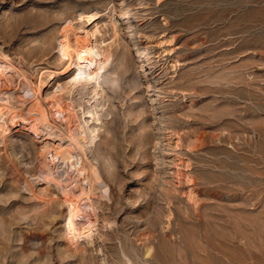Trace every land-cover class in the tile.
I'll list each match as a JSON object with an SVG mask.
<instances>
[{"label":"rangeland","instance_id":"obj_1","mask_svg":"<svg viewBox=\"0 0 264 264\" xmlns=\"http://www.w3.org/2000/svg\"><path fill=\"white\" fill-rule=\"evenodd\" d=\"M0 71V264H264V0H0Z\"/></svg>","mask_w":264,"mask_h":264},{"label":"bare ground","instance_id":"obj_2","mask_svg":"<svg viewBox=\"0 0 264 264\" xmlns=\"http://www.w3.org/2000/svg\"><path fill=\"white\" fill-rule=\"evenodd\" d=\"M126 13L124 12V11H120L119 12V15H118V18L119 19H124V18H126ZM69 30H70V32L68 33V35H66V37H68V36H72L73 38H74V45H73V48L72 49H70L69 47H68V49H67V51H68V54L69 55H71L72 54V52L73 51H75V50H77V51H79V53H85V52H87L89 49L87 48V42H88V40L89 39H91L90 37L92 36V35H94V33H92V32H89V31H82V35H79V33L71 26V27H69L68 28ZM113 30H115V26H113ZM115 34V33H114ZM92 53H94L93 51L91 52V51H89V54L91 55ZM5 61V60H4ZM8 64V63H7ZM8 66H10V64H8ZM11 68V67H10ZM2 76H3V72L2 71H0V83H1V81L2 80H5V79H3L2 78ZM49 76H50V74H49V72H46V76L45 77H43V78H41V79H39V81H38V83H36V88L33 90V89H31V88H29L27 91H26V93H25V95L26 96H31V95H33V93H34V91H37V90H39L40 89V87L44 84V83H46V82H48V80H49ZM3 83H4V81H3ZM32 83V82H31ZM1 87V86H0ZM34 88V87H33ZM98 88V87H97ZM95 89H96V87H95ZM68 92V91H67ZM97 93H98V91H97ZM96 93V94H97ZM97 95H95V97H96ZM92 98V97H91ZM67 99V98H66ZM65 101V100H64ZM63 101V102H64ZM49 102V107H50V110H51V112H53V115H54V113H55V115H57L56 117H58L59 119H62L63 118V120H66V119H68L69 118V115L67 114V113H65L66 112V110L64 109V107H66V105H64L63 103H62V101L60 100V98H59V96H56V97H53L50 101H48ZM68 102V101H67ZM46 103V102H45ZM75 104V103H74ZM76 105V104H75ZM38 106V105H37ZM40 106H41V104H40ZM39 106V107H40ZM95 106H96V104H95ZM98 106V105H97ZM43 107V106H42ZM89 108H90V106H89ZM95 108V107H94ZM94 108H92L91 110H86L87 111V113L89 114V115H91V118L90 119H93L92 117L95 115V113H97L96 112V110L94 109ZM99 108V107H98ZM44 110H45V108H43ZM83 109V108H82ZM97 111H99V110H97ZM50 112V111H49ZM48 112V113H49ZM46 113H47V110H46ZM69 113V112H68ZM80 114L79 115H81L82 113L81 112H79ZM98 114V113H97ZM96 114V115H97ZM22 114H20L18 111H16V110H13L9 105H8V103H7V101H6V99L2 96V94H1V91H0V134L1 133H3V132H5L6 130H7V125H8V123H12V122H15V121H18V119H20V118H22V116H21ZM49 115H50V113H49ZM78 115V116H79ZM44 116V115H43ZM98 116V115H97ZM42 118H45V117H42ZM46 118H47V116H46ZM46 118H45V120H46ZM49 118V117H48ZM47 118V119H48ZM72 118H74V117H72ZM94 118H96V117H94ZM78 119V118H77ZM52 120V119H51ZM51 120L49 121V122H51ZM96 120H98V119H96ZM57 121V120H56ZM76 121V120H75ZM75 121H74V125L76 124V128L79 130L81 127H80V125L79 124H82V123H75ZM81 121V120H80ZM84 121V123H85V120H83ZM82 121V122H83ZM90 121V120H89ZM66 122V121H65ZM16 123V122H15ZM72 124V123H71ZM69 125H70V123H69ZM9 126V125H8ZM33 126H34V124H33ZM70 126H72V125H70ZM36 127V126H35ZM83 128V127H82ZM86 128V127H85ZM35 129V128H34ZM81 130V129H80ZM79 130V131H80ZM85 131H86V129H84ZM94 130V129H93ZM84 131V132H85ZM35 132H36V130H35ZM69 132V131H68ZM91 132V131H90ZM94 132V131H93ZM89 133V132H88ZM81 134V133H80ZM83 134V133H82ZM87 134V132H85V134H83V136L84 135H86ZM91 134H92V132H91ZM93 135V134H92ZM78 136H79V134H78ZM80 137V136H79ZM88 137V136H87ZM82 138V137H81ZM80 138V139H81ZM84 139V138H83ZM88 139H90L91 140V138H88ZM85 140H87V139H85ZM84 140V141H85ZM93 140V139H92ZM81 141V140H80ZM88 141V140H87ZM83 143V142H82ZM87 143H89V142H87ZM86 144V143H85ZM83 145H84V143H83ZM65 149H67V148H65ZM70 149V148H69ZM68 150V149H67ZM71 150V149H70ZM76 155V154H75ZM57 157H58V154H56V153H54V154H52L51 155V161L53 162V161H55L56 159H57ZM75 157V156H74ZM60 158V157H59ZM58 158V159H59ZM76 158H77V156H76ZM79 161V160H78ZM75 162V161H74ZM65 165H66V163H64ZM68 164V163H67ZM80 165V167H83L81 164H79ZM68 170H69V168H68ZM71 171V170H70ZM75 171V170H74ZM65 172V171H64ZM76 172H77V176H79V175H81L82 176V173H84L83 172V170L81 169V168H79V169H77L76 170ZM86 174V173H85ZM83 177V176H82ZM83 179V178H82ZM76 180V179H75ZM85 181V180H84ZM83 182V181H82ZM81 182V183H82ZM85 183H86V181H85ZM83 184V183H82ZM85 185V184H84ZM79 186H80V184H79ZM91 186V185H90ZM89 186V187H90ZM87 187V186H86ZM91 188V187H90ZM90 192V191H89ZM88 192V193H89ZM68 193V192H67ZM84 193V192H83ZM84 196V195H83ZM64 199H65V195H64ZM78 199V198H77ZM76 199V200H77ZM79 199H80V197H79ZM90 199V198H89ZM65 201H66V209L68 208V211H66V213H67V215H66V219H65V233L67 234V237H68V239L70 240V242H72V244H73V242L75 241V240H77L78 238H80V237H89L90 236V234L93 232V227H94V225H93V221H92V219L90 218V217H88L87 215V217L86 216H82L81 214H80V212H81V210L79 209V207H78V203L75 201V200H70V199H65ZM80 201H82V200H80ZM89 201V200H88ZM80 206H81V204H80ZM92 207V206H91ZM87 213V212H86ZM88 214V213H87ZM76 218H81L82 220H83V222L81 223V224H78V223H76V221H75V219ZM89 239V238H88ZM75 243V242H74Z\"/></svg>","mask_w":264,"mask_h":264}]
</instances>
